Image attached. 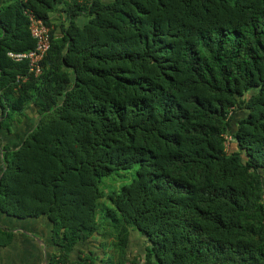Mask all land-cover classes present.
<instances>
[{"label":"trees","instance_id":"obj_1","mask_svg":"<svg viewBox=\"0 0 264 264\" xmlns=\"http://www.w3.org/2000/svg\"><path fill=\"white\" fill-rule=\"evenodd\" d=\"M27 12L50 27L38 76L7 55L35 46ZM30 106L0 149V209L53 222L52 264L94 234L106 264H264V0H4L0 129Z\"/></svg>","mask_w":264,"mask_h":264},{"label":"crops","instance_id":"obj_2","mask_svg":"<svg viewBox=\"0 0 264 264\" xmlns=\"http://www.w3.org/2000/svg\"><path fill=\"white\" fill-rule=\"evenodd\" d=\"M2 1L4 0H0ZM56 32L59 33L58 28ZM37 118L35 108L30 106L21 122L10 124L13 131H8L9 126L8 128L2 127L0 129V149L8 143L13 145L19 143L21 137L26 135ZM1 169L0 166V175ZM54 227L53 222L45 215L17 218L7 215L0 209V264H52L53 257L59 255L61 251L54 236ZM101 240L99 235L94 234L78 243L69 252V260L75 261L79 256L88 255L95 258L97 264H106V252L101 248ZM144 246L145 243L136 251L131 252V258L128 253V259L131 260L141 253Z\"/></svg>","mask_w":264,"mask_h":264},{"label":"built area","instance_id":"obj_3","mask_svg":"<svg viewBox=\"0 0 264 264\" xmlns=\"http://www.w3.org/2000/svg\"><path fill=\"white\" fill-rule=\"evenodd\" d=\"M29 19V30L32 38L35 40V46L32 50L27 52H8L7 55L15 61L27 60L29 73L38 76L42 72L41 61L50 49V27L39 21L32 13L27 12ZM22 81L26 76L19 77ZM1 120V117H0ZM225 139L224 143L227 147L231 141L229 135L223 134ZM261 203L264 207V195H262ZM58 264H74L70 261L60 262Z\"/></svg>","mask_w":264,"mask_h":264},{"label":"rangeland","instance_id":"obj_4","mask_svg":"<svg viewBox=\"0 0 264 264\" xmlns=\"http://www.w3.org/2000/svg\"><path fill=\"white\" fill-rule=\"evenodd\" d=\"M9 1H12V0H9ZM58 30H59V28H58ZM21 120H23V119L21 118ZM9 128L11 131H13V128L11 125H9ZM135 168H136V166H134L133 168H131L127 171H120L119 173H114L112 175L104 177L102 179L101 186L108 184L110 189H119L123 183H128L133 178V176L135 175ZM106 190H108V188ZM107 205H109V202L105 197L98 200V207H99L98 212H97L98 222L101 221V219L103 217V213L101 212V207L107 206ZM100 232H103V229H100ZM99 238L102 239L101 240L102 241L101 248L106 252L105 260L107 261V258L110 255H112V253H110V250H111V252L114 251V248H113L112 243H111V239L107 238V236H99ZM144 239L145 238L140 233H138L137 231H134V230L130 231V240H129L130 242H129L128 247H127V251L129 253V258H131L130 257V255L132 254L131 252L136 251L140 246H142L143 243H145ZM94 244H95V242H94Z\"/></svg>","mask_w":264,"mask_h":264}]
</instances>
